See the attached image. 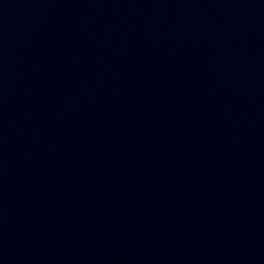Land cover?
Masks as SVG:
<instances>
[{
	"label": "water",
	"instance_id": "water-1",
	"mask_svg": "<svg viewBox=\"0 0 264 264\" xmlns=\"http://www.w3.org/2000/svg\"><path fill=\"white\" fill-rule=\"evenodd\" d=\"M0 264H264V0H0Z\"/></svg>",
	"mask_w": 264,
	"mask_h": 264
}]
</instances>
